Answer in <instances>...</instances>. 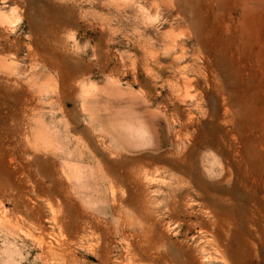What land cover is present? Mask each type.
Returning a JSON list of instances; mask_svg holds the SVG:
<instances>
[{"label": "rangeland", "instance_id": "obj_1", "mask_svg": "<svg viewBox=\"0 0 264 264\" xmlns=\"http://www.w3.org/2000/svg\"><path fill=\"white\" fill-rule=\"evenodd\" d=\"M0 264H264V0H0Z\"/></svg>", "mask_w": 264, "mask_h": 264}, {"label": "bare ground", "instance_id": "obj_2", "mask_svg": "<svg viewBox=\"0 0 264 264\" xmlns=\"http://www.w3.org/2000/svg\"><path fill=\"white\" fill-rule=\"evenodd\" d=\"M231 101H233L235 104L237 103V100H235V99H230ZM125 129V131H126V133H130V134H133L134 133V136L137 138L135 141V144H137V145H140L141 143V140L147 135L146 134V132H145V130L144 129H142V127H135V126H133V125H131V127H128V128H124ZM44 142H45V144L47 145V146H50L51 145V141H49V140H45L44 139ZM205 144V146L206 147H208V148H213L214 146H216L217 147V144L215 143V142H213V141H211V142H205L204 143ZM142 145V144H141ZM194 148V147H193ZM198 148V147H197ZM201 148V147H200ZM247 149H248V147H247ZM72 170V169H71ZM71 174V173H70ZM73 176L77 179V180H79L80 179V173H79V171L78 170H73ZM72 176V177H73ZM125 178H126V176H125ZM131 181H133V180H131ZM119 182V181H118ZM117 182V183H118ZM6 222V221H5Z\"/></svg>", "mask_w": 264, "mask_h": 264}]
</instances>
